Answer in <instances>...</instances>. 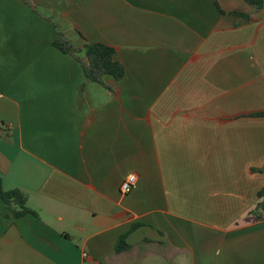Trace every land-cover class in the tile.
I'll return each instance as SVG.
<instances>
[{
	"label": "crops",
	"instance_id": "0c3cea01",
	"mask_svg": "<svg viewBox=\"0 0 264 264\" xmlns=\"http://www.w3.org/2000/svg\"><path fill=\"white\" fill-rule=\"evenodd\" d=\"M94 43L121 79L85 76ZM260 112L246 0H0V180L33 212L0 196V264H264Z\"/></svg>",
	"mask_w": 264,
	"mask_h": 264
},
{
	"label": "trees",
	"instance_id": "16d2710c",
	"mask_svg": "<svg viewBox=\"0 0 264 264\" xmlns=\"http://www.w3.org/2000/svg\"><path fill=\"white\" fill-rule=\"evenodd\" d=\"M247 3L257 10L264 9L263 0H246ZM55 46L67 53H72L75 49L63 42H56ZM85 61L82 62L85 76L94 81L101 82L102 77L109 75L116 80L121 79L125 74L124 66L116 60V49L104 43L88 44L86 46ZM254 116L264 117V112L256 113ZM0 196L13 212L16 217L33 213L27 207V195L20 190L4 191L0 180ZM259 202L257 210L264 212V188L258 193ZM138 225L133 226L135 230ZM128 234L122 236L117 243L116 250L118 253L125 252L130 249L127 242Z\"/></svg>",
	"mask_w": 264,
	"mask_h": 264
},
{
	"label": "built area",
	"instance_id": "2783aa9c",
	"mask_svg": "<svg viewBox=\"0 0 264 264\" xmlns=\"http://www.w3.org/2000/svg\"><path fill=\"white\" fill-rule=\"evenodd\" d=\"M137 184L138 176L136 174L128 175L121 186V193L123 195L131 193L137 187Z\"/></svg>",
	"mask_w": 264,
	"mask_h": 264
}]
</instances>
